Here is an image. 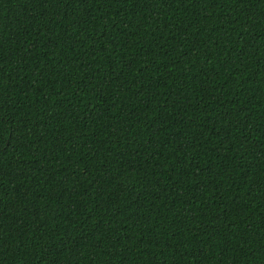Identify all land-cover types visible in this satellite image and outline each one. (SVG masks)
I'll return each instance as SVG.
<instances>
[{
    "label": "trees",
    "instance_id": "1",
    "mask_svg": "<svg viewBox=\"0 0 264 264\" xmlns=\"http://www.w3.org/2000/svg\"><path fill=\"white\" fill-rule=\"evenodd\" d=\"M0 264H264V0H0Z\"/></svg>",
    "mask_w": 264,
    "mask_h": 264
}]
</instances>
